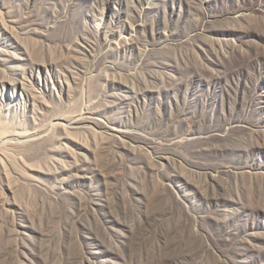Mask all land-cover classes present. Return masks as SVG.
Listing matches in <instances>:
<instances>
[{
  "label": "rangeland",
  "instance_id": "374dc122",
  "mask_svg": "<svg viewBox=\"0 0 264 264\" xmlns=\"http://www.w3.org/2000/svg\"><path fill=\"white\" fill-rule=\"evenodd\" d=\"M0 264H264V0H0Z\"/></svg>",
  "mask_w": 264,
  "mask_h": 264
}]
</instances>
